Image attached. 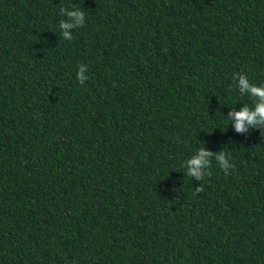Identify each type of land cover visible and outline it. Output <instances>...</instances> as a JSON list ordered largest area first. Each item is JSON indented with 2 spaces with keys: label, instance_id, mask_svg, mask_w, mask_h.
Masks as SVG:
<instances>
[{
  "label": "trees",
  "instance_id": "16d2710c",
  "mask_svg": "<svg viewBox=\"0 0 264 264\" xmlns=\"http://www.w3.org/2000/svg\"><path fill=\"white\" fill-rule=\"evenodd\" d=\"M240 72L264 83V0H0V264H264ZM201 147L232 167L188 176Z\"/></svg>",
  "mask_w": 264,
  "mask_h": 264
},
{
  "label": "clouds",
  "instance_id": "9594fccd",
  "mask_svg": "<svg viewBox=\"0 0 264 264\" xmlns=\"http://www.w3.org/2000/svg\"><path fill=\"white\" fill-rule=\"evenodd\" d=\"M59 13L65 17L58 24L60 34L64 39L71 40L73 32H69V29L75 30L84 25L85 12L81 8L70 7L67 9L61 8ZM86 72V65L81 64L78 66L76 80L79 83L83 84L89 78ZM233 80L241 95L247 94L254 99L251 107L243 104L238 110H230L225 120L230 122L229 124L237 133L248 132L251 128L264 129V83L258 85L251 83L243 72L234 73ZM210 157L214 158L218 166L225 172L232 167L224 151L221 150L213 154L205 147H201L183 162L186 174L194 176L197 180L210 175L208 172ZM199 188L197 187V190Z\"/></svg>",
  "mask_w": 264,
  "mask_h": 264
}]
</instances>
